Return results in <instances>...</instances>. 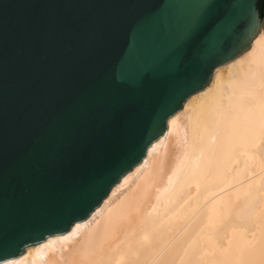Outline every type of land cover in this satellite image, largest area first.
<instances>
[{
	"label": "water",
	"instance_id": "1",
	"mask_svg": "<svg viewBox=\"0 0 264 264\" xmlns=\"http://www.w3.org/2000/svg\"><path fill=\"white\" fill-rule=\"evenodd\" d=\"M263 23L264 0H0V262L88 218Z\"/></svg>",
	"mask_w": 264,
	"mask_h": 264
},
{
	"label": "bare ground",
	"instance_id": "2",
	"mask_svg": "<svg viewBox=\"0 0 264 264\" xmlns=\"http://www.w3.org/2000/svg\"><path fill=\"white\" fill-rule=\"evenodd\" d=\"M0 264H264V23L88 218Z\"/></svg>",
	"mask_w": 264,
	"mask_h": 264
},
{
	"label": "rangeland",
	"instance_id": "3",
	"mask_svg": "<svg viewBox=\"0 0 264 264\" xmlns=\"http://www.w3.org/2000/svg\"><path fill=\"white\" fill-rule=\"evenodd\" d=\"M261 29H262V28H261ZM261 29H260V30H261Z\"/></svg>",
	"mask_w": 264,
	"mask_h": 264
}]
</instances>
